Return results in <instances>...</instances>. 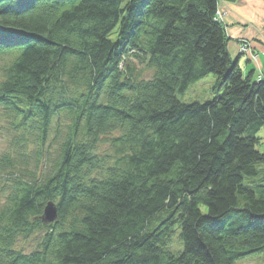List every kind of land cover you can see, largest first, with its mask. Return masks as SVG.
I'll use <instances>...</instances> for the list:
<instances>
[{
    "label": "trees",
    "instance_id": "1",
    "mask_svg": "<svg viewBox=\"0 0 264 264\" xmlns=\"http://www.w3.org/2000/svg\"><path fill=\"white\" fill-rule=\"evenodd\" d=\"M218 1L0 0V112L18 147L0 159V264L264 257V78L229 56ZM208 75L213 99L179 101Z\"/></svg>",
    "mask_w": 264,
    "mask_h": 264
},
{
    "label": "rangeland",
    "instance_id": "2",
    "mask_svg": "<svg viewBox=\"0 0 264 264\" xmlns=\"http://www.w3.org/2000/svg\"><path fill=\"white\" fill-rule=\"evenodd\" d=\"M127 1L128 0H122V4L124 5L125 2ZM219 15H220V12H219ZM220 17L221 15L219 16V18ZM114 36L115 35H112L111 39H114ZM250 56L252 57L253 60L256 59V56H254L253 54L252 55L250 54ZM134 64L137 66V68L141 67V65L139 64L137 65V63H134ZM153 74H154V71L150 69L148 70L144 68L142 70V78L145 80H149V78H151ZM216 82L217 80L215 79L214 75H208L202 80L195 82L191 86H189L188 89H186L182 95L178 94L177 98L179 99V101L187 103V104H191L193 103V101H198V102L203 103L206 100H211L218 93V92H215L214 90L216 86ZM63 124H65L64 118L60 120V126L58 122H55L53 124L52 131L47 139L48 141L46 142L45 149H44L45 158L49 159L51 156L55 155L57 151L56 149L61 144V141L63 140L62 137H63V132H64L62 129ZM15 134L16 132L14 131V129H12V127L7 122V120H5V118L2 115V111H1L0 112V159L3 157V155H6V154H8L10 157H14V155H16L15 153H17L18 147H14ZM113 136H117V133L113 134ZM258 136L261 137L262 144L259 145L257 149L258 151L259 150L262 151L264 149V127L260 130ZM99 148H100V152L104 151L109 155L114 154V152L112 151L111 148H109L108 145L102 144ZM33 149H34V146L31 147L29 151L27 149V153H31ZM45 166L46 165L44 164L43 160H41V163L36 164V165L33 164L31 169L33 173L43 174L42 170H44ZM259 166L260 168H263L262 164H260ZM21 169L22 168L19 167V173L23 175L24 173L22 172ZM7 176L8 175H6L5 173H2L0 169V205L5 202V197L7 196V192L9 190L8 189L9 185H6L4 182ZM37 241H38L37 236H33L28 239L20 238L18 239L16 243V248L22 249L24 252L28 253L29 251L35 248L34 246L37 243ZM237 264H264V257L263 256H253L251 258H245L243 259V261Z\"/></svg>",
    "mask_w": 264,
    "mask_h": 264
},
{
    "label": "crops",
    "instance_id": "3",
    "mask_svg": "<svg viewBox=\"0 0 264 264\" xmlns=\"http://www.w3.org/2000/svg\"><path fill=\"white\" fill-rule=\"evenodd\" d=\"M218 4L229 56L243 74L252 71L253 78H264V0H219ZM244 46L247 51L242 53Z\"/></svg>",
    "mask_w": 264,
    "mask_h": 264
},
{
    "label": "water",
    "instance_id": "4",
    "mask_svg": "<svg viewBox=\"0 0 264 264\" xmlns=\"http://www.w3.org/2000/svg\"><path fill=\"white\" fill-rule=\"evenodd\" d=\"M42 215V221L45 224L53 223L58 217L56 206L51 202H48L43 210Z\"/></svg>",
    "mask_w": 264,
    "mask_h": 264
},
{
    "label": "built area",
    "instance_id": "5",
    "mask_svg": "<svg viewBox=\"0 0 264 264\" xmlns=\"http://www.w3.org/2000/svg\"><path fill=\"white\" fill-rule=\"evenodd\" d=\"M217 15H218V17L220 16V15H219V11H217ZM245 50H247L245 47L242 48V49H241L242 53H244Z\"/></svg>",
    "mask_w": 264,
    "mask_h": 264
},
{
    "label": "bare ground",
    "instance_id": "6",
    "mask_svg": "<svg viewBox=\"0 0 264 264\" xmlns=\"http://www.w3.org/2000/svg\"><path fill=\"white\" fill-rule=\"evenodd\" d=\"M244 47H245V46H244ZM244 47H243V48H244ZM245 48H246V47H245ZM246 49H247V48H246ZM241 52H242V51H241Z\"/></svg>",
    "mask_w": 264,
    "mask_h": 264
}]
</instances>
